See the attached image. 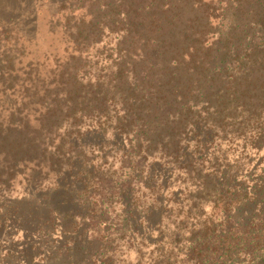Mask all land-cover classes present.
Returning <instances> with one entry per match:
<instances>
[{
    "label": "trees",
    "instance_id": "1",
    "mask_svg": "<svg viewBox=\"0 0 264 264\" xmlns=\"http://www.w3.org/2000/svg\"><path fill=\"white\" fill-rule=\"evenodd\" d=\"M47 2L67 45L27 62L10 33L35 35ZM26 7L0 19V177L46 161L55 191L45 210L8 207L24 237L3 260L264 264V0Z\"/></svg>",
    "mask_w": 264,
    "mask_h": 264
},
{
    "label": "rangeland",
    "instance_id": "2",
    "mask_svg": "<svg viewBox=\"0 0 264 264\" xmlns=\"http://www.w3.org/2000/svg\"><path fill=\"white\" fill-rule=\"evenodd\" d=\"M33 1L34 0H0V19L6 18L9 14H11L12 11L16 13L15 18L22 19L23 17L22 12L24 14V9H25L24 7L25 6H27L26 8L30 7V5L33 4ZM47 3L48 4H44L43 6L41 5L38 7L37 15H39L38 16L39 24H38V28L35 31L36 32L35 35L33 33L32 34L28 33L29 31H23V32H27V33H23L17 24H15L13 33H10L11 35L9 41L13 42V40L15 39H18L19 43L25 41L24 45L26 47L24 46L25 54L23 55V57L25 58V60H27V62L33 60L34 57L33 52H34L35 57H38L40 63L45 62V58L46 59L49 58L46 60V64L49 65L51 64V61H53L55 55L57 56L63 55L65 46L67 45L65 41L61 40V35H57L56 33L51 32L54 23L50 24L49 21L53 17V13L56 10V8L55 6H53L54 3L52 6H50L49 2ZM1 28L2 26H0V30ZM32 37L33 40L30 41ZM0 44L5 46L6 44L11 45L12 43H9L7 40H5L4 37L3 42H1ZM46 64L42 66L47 67ZM17 100H19V96L17 97ZM0 109H3V112L1 113L2 115L1 118H6L9 112H11L10 107L8 108L7 106H3V104L1 103H0ZM44 162L39 163L38 160H32L28 163H20V164L18 163V165L14 167V169L18 170L16 176L12 177L10 173L4 174L3 177H5V181L3 180L2 176L0 177V216L2 214H5L8 218L7 222L4 225L5 229H2L0 231V264L8 263L7 261L3 260L5 257V251L7 249L12 248L16 240H22V238L24 237L23 234L24 227H20L21 225H19L15 221L17 217L16 215H14V213H12L13 209H8V207L12 206L14 208L17 205L23 211L28 212L29 210L30 212H32L33 210L34 212L35 208H33V205H35L36 207L45 210L46 209L44 208L45 200L39 201L40 198L42 199V196L46 194L48 195L53 194L55 191V185L53 181V177H55L54 170L51 169L52 171H49L48 165L43 167L42 164H44ZM5 165L7 171V167H11L10 161L8 163H5ZM31 176H33L34 178ZM33 195L36 196V199L32 198ZM6 200H9L10 202L6 204L5 203ZM36 212L38 214L39 211L36 210ZM24 226L27 225L25 224ZM60 229H61V225L58 224L57 232L54 233V236H51L50 234V236L45 237V239L47 240V245L44 249L45 254L54 252L58 244L60 245V243L62 242V238H61L62 236H60L61 233ZM49 241L50 242L52 241V243H50ZM58 241L60 243H58ZM89 241L95 242L93 237L90 236L87 239L85 245ZM49 243L51 244L50 246ZM92 249L93 247L91 246V250ZM131 257L132 258L127 259L125 263L129 260L135 259L134 253L131 254Z\"/></svg>",
    "mask_w": 264,
    "mask_h": 264
}]
</instances>
